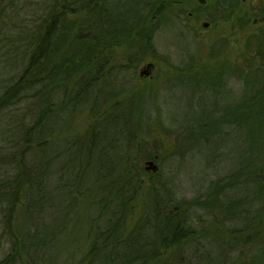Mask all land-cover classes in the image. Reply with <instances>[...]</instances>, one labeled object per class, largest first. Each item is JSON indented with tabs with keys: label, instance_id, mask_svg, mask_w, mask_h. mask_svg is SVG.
I'll return each mask as SVG.
<instances>
[{
	"label": "trees",
	"instance_id": "obj_1",
	"mask_svg": "<svg viewBox=\"0 0 264 264\" xmlns=\"http://www.w3.org/2000/svg\"><path fill=\"white\" fill-rule=\"evenodd\" d=\"M40 6L36 0H0V36L6 40L16 37L21 42L17 57L15 50H6L12 46L0 45L5 62H20L11 80L0 82V110L22 100L31 108V116L23 124L17 144L12 151L5 152L9 158L5 172L9 176L0 182V264H187L186 246L199 244L204 236V231L191 223L187 210L192 203L202 202L181 201L166 183L152 184L145 203L149 212L129 222L134 218L137 204L133 202L141 194L142 183L129 163L128 150H118V160L105 156L108 150L119 148L116 137L101 143L105 130L112 134L113 115L111 119L92 122L87 132L72 139L65 160L59 161L64 152L51 141V136L56 138L57 111H64L80 95L86 94L87 86L100 77V62L106 61L104 55L133 36L129 27L136 21L126 13L132 4L124 1L125 16L119 9H115L119 10L117 13L109 12L108 30L105 29L104 0H44L43 8ZM79 12H84L83 18H67L69 13ZM238 19L241 26L249 21L245 16ZM139 20H143L142 15ZM76 26L86 32L78 31L74 35ZM260 27H264V22ZM70 34H73L71 40ZM150 38V35L145 38L140 31L141 43H148ZM141 43L133 59L142 58L145 53ZM241 57L248 65L251 62L257 65L254 69L250 66L249 72L238 71L245 87L233 104L238 111L236 124L239 125L238 117L243 115L255 131L256 146L252 145L250 155L253 174L249 178L254 188L244 189L247 195L232 194L226 185L206 201L219 199L223 220L230 223L227 231L234 241L223 245L230 249L229 253L232 247L237 250L235 264H264V149L257 147L259 141L264 147V31L247 36L246 51ZM81 68L87 70L83 72L86 75L76 87L69 86L68 76L76 77ZM92 68L94 73H90ZM60 86L62 96L58 100ZM119 119L120 116L116 117ZM217 122L232 121L217 119ZM209 136V133L203 135L206 142ZM83 155L85 159L81 158ZM64 174L65 182L62 181ZM55 178L61 180L54 184ZM85 181L88 184L83 187ZM247 182L245 177L234 184L236 187ZM80 194L88 196L91 208L84 231L74 233L79 237L74 242L75 237L70 234L76 222L68 230L64 216L65 208L76 204ZM62 196L68 202L55 210L53 200ZM219 238L218 233L211 237L207 243L213 246L205 247L194 264L227 262L211 254L213 247L221 245ZM69 245L74 246L73 251L64 253L63 248ZM70 256H74L72 261Z\"/></svg>",
	"mask_w": 264,
	"mask_h": 264
},
{
	"label": "rangeland",
	"instance_id": "obj_2",
	"mask_svg": "<svg viewBox=\"0 0 264 264\" xmlns=\"http://www.w3.org/2000/svg\"><path fill=\"white\" fill-rule=\"evenodd\" d=\"M36 1L41 3L40 9H42L44 0ZM116 1L119 0H108L105 8L110 9V6ZM123 1L129 2V0ZM213 1L210 0L204 7V17L207 16L206 8L211 7ZM180 6L170 5L161 15L162 17L156 19H152L151 12H149L148 24L158 27L153 38L155 54H153L154 50H145L142 58L133 59L138 45L136 44L132 48L122 44L114 46L111 52L104 55L106 61L100 62L102 65L99 71L100 77L87 86L88 92L80 95V99L72 102L69 107H65L64 111H57L56 138L51 136V141L64 152L59 161L65 160L68 145L72 139H77L87 132L92 122L107 119L113 115L115 126L111 128L112 134L111 131L105 130L101 143L106 144L110 138L116 137L115 142L119 148L108 150L105 156L118 160L117 151L128 150L129 163L135 173H138L142 183L141 194L133 202L137 204V208L134 209V218L131 217L129 222L138 218L139 214L149 212L145 203L148 201L147 194L152 184L166 183L177 199L186 202L194 200L202 202L201 204L192 203L187 210V216L191 223L197 229L204 231V236L200 239L199 244L191 243L186 246L184 253L187 264H194L205 247L213 246L207 242L217 233L220 236L221 245L213 247L211 254L214 257L218 255V257L225 258L227 260V262L225 260V264H235L233 258L236 256L237 250L234 251L232 247V252L229 253L230 249L223 245L225 242L229 244L230 241H233L227 231L230 223L223 220V209L219 199H214L215 202L206 201V199L209 195L218 193V190L226 185L230 188L229 193L232 194L242 192L247 195L243 190L254 188L249 178L253 174L250 155L253 149L252 145L256 146L253 141L255 131L243 115L238 117L239 125L236 124L238 111L233 104L240 99L245 87L244 82L237 75L238 71L242 70L245 73V71L252 70L250 66L253 69L257 67V65L253 66L254 62L248 65L249 62L244 61L241 53L244 52V49L246 51L247 36L252 33L253 27H260L261 23L253 24L251 19L264 14V0H249L242 7L238 6L236 9L237 14L240 10L251 9L253 11L249 18L250 22L244 26H241L237 18L236 62H230L235 65L236 79L234 83L233 80L230 81L234 87L228 90L226 86V92L221 95L215 93L217 82L221 80V75L218 72L223 68L222 64L228 67L229 62H190L194 64L193 67L188 68L191 71L179 73L181 69H184V64L190 55H193L192 58L196 60H206L205 51L213 37L212 30L205 31L200 28L198 32L193 33L188 29L185 10L191 9L192 6L189 8H180ZM257 6H263V9L258 12L254 11ZM182 10L185 12H181ZM79 13H69L67 18L73 19L76 16L83 18L84 12ZM78 31L86 32L84 28L79 30V27L76 26L74 35ZM198 34H204V37L201 38ZM4 37L0 36V45L6 43L7 47L12 46L6 50H15L17 57L21 48L20 39L11 37L10 40H6ZM69 39H73V34H70ZM67 48H69V43ZM2 51L4 49L0 48V61H6L1 56ZM151 60L156 63L154 75L147 80L142 79L139 77V68L143 63ZM3 61L0 62V82L1 80L7 82L11 80L12 73H17L15 67L20 62ZM201 65L204 67L200 69ZM81 69L82 71L76 77L68 76L69 86L76 87L82 81L83 76L86 75L83 74L87 70ZM94 71L95 69L92 68L90 73H94ZM227 76L226 80H228ZM58 94L59 98H56L59 100L62 96V86H60ZM61 104L59 102L58 107ZM2 109L0 110V182L9 176L5 172L6 162L9 160L5 152L14 149L23 124L31 116L30 105L25 100L17 101L15 105ZM118 116L121 119L116 120ZM217 119L218 121L228 119L232 122L218 123ZM103 123L101 121L100 125ZM125 125L130 130L129 136L132 141L130 144L127 142L128 129ZM123 129L125 130L123 131ZM205 133L210 134L208 142L204 140ZM257 147L264 149L260 141ZM81 158L85 159V156L83 155ZM148 159H154L160 167L159 172L154 176H150L145 171V161ZM245 177H248V182L240 183L235 187L234 183L240 182L241 178ZM60 180V178H55L54 184ZM65 180L66 174L62 176V181L65 182ZM87 184L88 182L85 181L82 185L85 187ZM81 196L80 194L76 204L65 208L66 228L68 230L73 228L76 222L75 230L70 234L75 237L74 242L79 239L77 234L84 231L86 216L91 208L88 196ZM53 202L54 209L59 210V207H65L68 198L57 197ZM76 232L78 233L75 235ZM223 247L225 251H222ZM73 248L74 246L69 245L63 248V252L66 253L70 250V253ZM204 251L207 252V250ZM73 257L70 256L71 261Z\"/></svg>",
	"mask_w": 264,
	"mask_h": 264
},
{
	"label": "flooded vegetation",
	"instance_id": "obj_3",
	"mask_svg": "<svg viewBox=\"0 0 264 264\" xmlns=\"http://www.w3.org/2000/svg\"><path fill=\"white\" fill-rule=\"evenodd\" d=\"M249 0H214L212 2L211 7H207V16L204 17V7L208 5L210 0H129L128 3H131L132 6L129 7L128 11L126 12L127 15L132 18V20L136 24L132 27H129V30L132 32L133 36H131L124 45H127L129 47L134 48V46L137 44L138 47L140 46L141 40H140V31L142 30L143 36L146 38L147 35H150L151 38L149 42L145 41L143 44L144 48L149 51H153V54H155V48L153 47V38L154 34L157 32L158 27H154L148 24V14L151 12V18L156 19L162 17L163 13L170 5H181L180 8L186 7L191 9H186V26L188 29H190L193 33L198 32L201 29H204L205 31L212 30L213 37L211 38L210 45L205 51L206 60H196L193 59V55H190L188 59L186 60V63L184 64V69H181L179 73L182 72H188L190 67H193L194 64H191L190 62H229L228 67L224 64H222L223 68L220 70L219 75L220 79L217 82V87L215 90V93L218 95H221V93L226 92V86L228 90L234 87V84H231L232 82H235L236 74H235V65L231 64L230 62H236V39H235V31H236V22L237 18L239 16H245L246 19L249 21L245 22V25L250 22V16L253 10H240L239 13H236V9H238V6L244 5ZM108 3V0H104V8L105 4ZM124 1L119 0L116 1L114 4L110 6V9L108 7L105 8V14H106V30H108V22L107 19L109 18V12L115 9H119L121 13L124 15L125 8H124ZM263 7V6H262ZM261 6H257L254 11H261L263 9ZM212 8V10H209ZM240 8V7H239ZM118 10V11H119ZM118 11H115L116 13ZM182 10L181 12H185ZM140 15L143 16V20H139ZM125 16V15H124ZM264 22V14L261 17H253L251 19V23L253 24H262ZM140 23L142 26H140ZM260 24V25H261ZM264 31V27H253L252 32H259ZM199 37H204V34H198ZM122 45V44H120ZM146 52V51H145ZM153 63V66L151 69H148L149 74L148 75H140L141 69L146 66L147 63ZM204 67V65H201L200 69ZM186 68V69H185ZM199 69V68H198ZM156 70V63L155 61H148L141 65L139 68V77L142 79L147 80V78H151L154 75V72ZM191 71V70H190ZM195 72V71H193ZM228 74V76H227ZM218 75V76H219ZM226 76L228 80H226Z\"/></svg>",
	"mask_w": 264,
	"mask_h": 264
},
{
	"label": "water",
	"instance_id": "obj_4",
	"mask_svg": "<svg viewBox=\"0 0 264 264\" xmlns=\"http://www.w3.org/2000/svg\"><path fill=\"white\" fill-rule=\"evenodd\" d=\"M152 66H153V63L151 62L147 63L146 66L141 69L140 75L141 76L148 75L149 74L148 69H151ZM144 168H145V171L149 173L150 175H154L158 173L160 169L159 165L155 162L154 159L146 160Z\"/></svg>",
	"mask_w": 264,
	"mask_h": 264
}]
</instances>
